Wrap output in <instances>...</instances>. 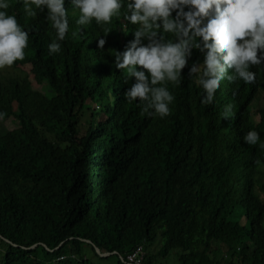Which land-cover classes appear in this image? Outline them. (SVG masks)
<instances>
[{"label": "trees", "instance_id": "trees-1", "mask_svg": "<svg viewBox=\"0 0 264 264\" xmlns=\"http://www.w3.org/2000/svg\"><path fill=\"white\" fill-rule=\"evenodd\" d=\"M8 2L29 37L25 58L0 69V264H125L139 246L144 264L174 251L179 264H264V107H253L264 61L249 68L254 84L225 78L205 105L190 73L205 52L193 48L181 82L165 85L170 115H142L124 95L136 78L115 66L138 27L126 7L110 24L81 26L65 0L69 30L49 54L57 37L47 8L28 17L23 0ZM8 119L17 129L3 127ZM251 130L256 145L244 139ZM95 246L117 254L101 258Z\"/></svg>", "mask_w": 264, "mask_h": 264}, {"label": "clouds", "instance_id": "clouds-1", "mask_svg": "<svg viewBox=\"0 0 264 264\" xmlns=\"http://www.w3.org/2000/svg\"><path fill=\"white\" fill-rule=\"evenodd\" d=\"M64 3L65 0H23L28 17H35L36 10H48L47 19L57 37L48 45L49 54L60 51L57 41H64L69 30ZM72 3L80 13L78 25H87L93 20L98 25L110 24L126 7L124 19L138 26L134 41L116 55L115 66L124 70L127 78H136V83L124 95L129 102L139 99L142 115L161 118L170 115L169 105L174 96L165 85L181 82V71L193 48L205 52L203 65L194 64L190 70L196 84L206 93L201 101L205 105L213 103L225 78L229 82L243 80L245 84H254L256 73L249 68L264 61L258 55L264 52V0H127L126 6L122 0H72ZM9 7L8 0H0V69L23 60L28 47L29 33L15 15L8 14ZM173 11L177 13L175 18ZM161 28L163 33L175 37L176 42L165 40L160 34ZM72 36L76 37L77 32ZM142 38L148 40L147 45L142 43ZM104 45L105 40L100 39L99 47L102 49ZM232 109L231 103L226 105L222 116L230 117ZM244 139L249 145H256L260 135L251 130Z\"/></svg>", "mask_w": 264, "mask_h": 264}, {"label": "rangeland", "instance_id": "rangeland-1", "mask_svg": "<svg viewBox=\"0 0 264 264\" xmlns=\"http://www.w3.org/2000/svg\"><path fill=\"white\" fill-rule=\"evenodd\" d=\"M22 70H25L26 72H29L31 70V66L28 65V66H24V67H21ZM5 71V68L3 69ZM33 89L34 90H39L45 94H51V95H54L55 92H53L50 87H41L39 86L38 84H36L35 82L33 83ZM253 107H254V110H257V109H261L264 107V93H261L260 94V98H258V100H256L253 104ZM3 127L6 129V130H14V129H17V126L12 122L11 119H8L6 120L5 122H3ZM85 133V131H82L81 132V135H83ZM161 245H162V240L160 237H158L156 243L154 245H152L150 247V250L148 251V255H151V256H154L158 253L159 249L161 248ZM145 254H147L145 252ZM146 259V257H145ZM116 264V260L115 259H111L110 261L109 260H104L103 261V264ZM154 264H179L178 262V259H177V251H174L169 257H167L166 259H161L159 258V260H156L154 262Z\"/></svg>", "mask_w": 264, "mask_h": 264}, {"label": "built area", "instance_id": "built-area-1", "mask_svg": "<svg viewBox=\"0 0 264 264\" xmlns=\"http://www.w3.org/2000/svg\"><path fill=\"white\" fill-rule=\"evenodd\" d=\"M145 249L143 246L136 248L131 254L127 256V260L123 261L125 264H144L145 263Z\"/></svg>", "mask_w": 264, "mask_h": 264}, {"label": "water", "instance_id": "water-1", "mask_svg": "<svg viewBox=\"0 0 264 264\" xmlns=\"http://www.w3.org/2000/svg\"><path fill=\"white\" fill-rule=\"evenodd\" d=\"M89 244H91V242H89V241H87ZM6 243H8V244H11V242L10 241H8V240H6ZM17 247V246H16ZM34 248V247H33ZM95 248V251H96V253L101 257V258H109V257H111V256H113V255H116L117 253L116 252H114V253H102L101 252V250L98 248V247H94ZM124 261V260H123Z\"/></svg>", "mask_w": 264, "mask_h": 264}]
</instances>
